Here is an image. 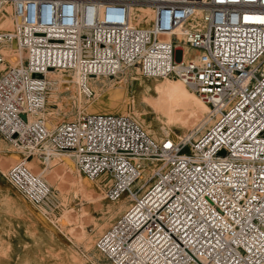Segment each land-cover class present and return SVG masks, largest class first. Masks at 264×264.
<instances>
[{"label": "built area", "instance_id": "1", "mask_svg": "<svg viewBox=\"0 0 264 264\" xmlns=\"http://www.w3.org/2000/svg\"><path fill=\"white\" fill-rule=\"evenodd\" d=\"M8 2L15 28L0 33V66L8 45L30 59L0 76V135L18 150L68 154L90 181L107 176L112 202L133 197L98 250L112 264H264V0H0V11ZM141 9L153 14L148 29L132 25ZM186 45L198 60L185 62ZM126 68L191 84L213 123L176 143L119 115L55 130L40 116L48 71L87 81ZM145 159L159 166L137 188ZM9 178L29 202L48 199L25 163Z\"/></svg>", "mask_w": 264, "mask_h": 264}, {"label": "bare ground", "instance_id": "2", "mask_svg": "<svg viewBox=\"0 0 264 264\" xmlns=\"http://www.w3.org/2000/svg\"><path fill=\"white\" fill-rule=\"evenodd\" d=\"M14 12L11 2H8L0 11V33L14 31ZM134 12L133 26L146 29L152 27L154 18L149 10L141 9ZM180 40L185 42V38L182 36ZM184 50L186 63L190 60H198L200 52L197 49L186 45ZM3 57L4 63L0 66V76L13 68L25 66L30 59V53L20 50L13 44L4 47ZM180 63L177 62V64ZM113 78L99 76L84 81L79 78L77 71H48L45 79L49 93L45 94L46 106L40 116L50 129L55 130L66 123V120L71 122L76 114L78 117L75 120L88 115L118 114L132 118L143 129L146 122L147 131L144 130L154 140L158 142L170 140L176 143L196 133H203L214 121V110L194 92L191 84L183 82L179 77H145L137 68H126L115 79ZM67 96L76 100L74 107L68 106L61 111L53 108L55 107L53 105ZM114 107L118 109H113ZM43 112H46L44 116ZM175 130L180 131L181 135H177ZM194 139H197L196 135ZM10 145L13 150L7 151L0 142L2 180L6 179L9 182L10 172L25 163L28 170L45 188L48 197L43 204L36 205L25 198L23 201L10 188L3 189L6 196L11 199L12 209L25 219L28 234L34 238H41L45 248L54 251L67 264H88V261L91 264H112L98 250L96 236L88 234L86 230L90 223L97 225L95 216L89 210L91 206L104 201L103 190H107L113 184L112 179L103 176L97 179L95 184L89 183V179L77 169L71 156L55 152L48 144H45L43 149L32 151L18 150L12 144ZM17 152L22 157H19ZM143 163L145 171L136 186L137 188L147 187L150 184L152 173L159 166L157 161L151 159H145ZM51 189L54 191L53 193ZM16 192L18 191L16 190ZM51 196L59 199L61 210L59 215H52L49 223L41 214L40 216L36 215L35 211L46 205ZM117 202V208L114 207L112 210L116 212L118 208H122V211L124 210L122 214H124L132 205L133 197L124 195ZM78 207H81L80 212H77ZM41 210L45 216L46 211L43 208ZM105 227H108L107 224L100 229L98 227V232L101 233ZM53 228L69 230L73 236L71 241L75 240L77 245H83V257L73 253L69 246L55 234L56 230L54 233ZM6 230L11 233L12 225H9ZM23 246L25 252H30L28 243L25 242ZM12 253L13 248L10 240L4 239L0 232V264H12Z\"/></svg>", "mask_w": 264, "mask_h": 264}, {"label": "rangeland", "instance_id": "3", "mask_svg": "<svg viewBox=\"0 0 264 264\" xmlns=\"http://www.w3.org/2000/svg\"><path fill=\"white\" fill-rule=\"evenodd\" d=\"M113 79H115V77ZM47 92L49 93V91ZM62 99H60V101L57 104L53 105L55 106L53 107L54 109L61 111V109L65 110L66 107L68 106L74 107L76 105V100L70 96L63 97ZM56 105H57V108H56ZM113 109L117 110L118 108L114 107ZM45 114L46 112H43V116ZM77 117L78 116L76 114L75 117L72 118L71 121L75 120ZM66 121L69 122L70 120H66ZM144 125H145L144 129L146 130L147 128L146 122ZM174 132L179 136L181 135L180 131L175 130ZM200 134L201 133L199 132L197 133L196 136L198 137L200 136ZM0 142L7 151L13 150L11 145L8 144L1 136H0ZM17 154L19 155V157H22V155H20L18 152ZM88 182L91 184L96 183V181H89V180ZM5 188L7 189L10 188V190H12V192L16 194L19 198H21L23 201L25 199L18 192H16V190L10 185L8 181H6V179L2 180L1 174H0V232H1V236L4 239H9L11 242V246L13 248L12 264H53V263L54 264H67V262L65 260H62L54 251L47 250L45 248L44 241L41 238L39 237L34 238L30 234H28V232L26 231V227H25V219H23V217L20 216V214H18L12 209L11 199L8 198L5 192L3 191V189ZM103 191H104L103 193L105 194L104 201L91 206V209L89 210V212H91L95 216L97 225L90 223L87 225V229H86L88 234L92 236H96V239H98V237L103 232H106L108 229H110L120 219V217L123 215L122 213L124 212V210L122 211V208H118L119 210L117 209L116 212H114L112 209L114 207L117 208L118 202L116 203V202L110 201L106 196L107 190L105 189ZM53 192L54 191L52 190V193ZM60 206H61V203L59 199L51 196L47 204L42 206L43 210L46 211L45 213L47 215L46 214L45 216L43 215L42 213L43 211L41 210L42 208L36 209L35 214L38 216H40L41 214L50 223L49 220H51L50 219L51 217L59 215V212L61 210ZM80 209L81 207L80 208L78 207L77 212H80L79 211ZM4 221L6 223H3ZM106 224L108 227H105L104 230L101 233H99L97 230L98 227L100 229ZM9 225H12L11 233H8L6 230V228H8ZM53 230H54V233L57 231L55 234L58 237H60V239H62L64 244L69 246V248L73 251V253L75 252V254H78V256L83 257L82 255V252L84 251L83 245L81 244L77 245V242L75 240L71 241L73 239V236L69 232V230H65V229L61 230V228H58V229L53 228ZM25 242L29 244L30 252H25L26 250L24 249V246H23ZM88 264H91V263L88 261Z\"/></svg>", "mask_w": 264, "mask_h": 264}]
</instances>
